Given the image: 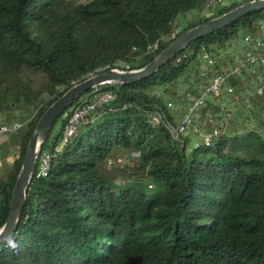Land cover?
Segmentation results:
<instances>
[{
  "label": "trees",
  "instance_id": "1",
  "mask_svg": "<svg viewBox=\"0 0 264 264\" xmlns=\"http://www.w3.org/2000/svg\"><path fill=\"white\" fill-rule=\"evenodd\" d=\"M209 1L0 0V117L37 111L7 133L22 130L10 174L0 175V230L43 113L75 84L109 70L142 69L184 32L252 0L177 30ZM248 35L264 36V9L194 41L137 82L101 85L79 97L42 144L20 222L10 241H0V264H264V116L254 113L261 122L254 129L215 134L212 126L204 134L210 144L189 148L187 134L176 139L171 132L181 113L167 109V102L186 106L188 93L199 97L222 71L228 47ZM244 75L242 81H260L264 68ZM240 79L230 80L234 94L221 100L236 95ZM262 87L239 100L246 114L264 104ZM102 94L111 99L68 136L72 113ZM220 99H208L200 112L210 119ZM214 108L224 121L234 119ZM162 112L167 120L156 126L153 117ZM132 153L138 163L124 169L142 179L116 184L103 165ZM43 156H49L44 175Z\"/></svg>",
  "mask_w": 264,
  "mask_h": 264
},
{
  "label": "water",
  "instance_id": "2",
  "mask_svg": "<svg viewBox=\"0 0 264 264\" xmlns=\"http://www.w3.org/2000/svg\"><path fill=\"white\" fill-rule=\"evenodd\" d=\"M261 9H264V0H252L246 2L220 17L214 18L207 23L184 32L146 67L132 71L109 70L95 74L83 82L75 84L58 98L43 113L33 130L27 146L26 156L13 190L10 214L6 224L0 230V241H10L20 222L25 206L27 188L32 180L38 155L44 140L61 114L70 108L79 97L101 85L137 82L142 78L157 72L160 67L194 41L228 26L231 22L237 20L243 15Z\"/></svg>",
  "mask_w": 264,
  "mask_h": 264
},
{
  "label": "rangeland",
  "instance_id": "3",
  "mask_svg": "<svg viewBox=\"0 0 264 264\" xmlns=\"http://www.w3.org/2000/svg\"><path fill=\"white\" fill-rule=\"evenodd\" d=\"M89 1L91 0H78L79 3H86ZM241 1L242 0H220V1L218 0V2L215 5L209 7L207 6L202 12L193 11L191 13H188L184 18H182V20L179 21V23H177V28H178L177 30L180 31L184 29V27L188 25L192 20L199 18H212L220 9L231 5L232 3H240ZM222 60H221L222 63L225 65H229L233 61L230 57H222ZM38 81L41 82L42 78L38 77ZM261 85L264 86V79H261L260 81H257L254 77L247 78L246 80L243 81L242 79H240L239 90L237 89L236 95L234 97H226L223 100L220 99L216 101L215 106L216 104H218L220 107H222V109L232 113L231 115L232 117L234 116V119L231 118L232 121L229 120L227 124L223 125L224 132H232L238 129L241 125L246 126V130H248L247 127L249 129L258 128L257 126H259L261 122L254 118V113L257 111L259 112V114H262V116H264V104L258 106L257 109H255L253 106V109L255 110L252 109L253 112L250 113L249 115L248 113L246 114V112H244V110H242L241 107L238 105H241L239 103V100L242 98L243 94H248L249 92L254 93L255 91L253 86L259 87ZM173 105L175 107V111L181 113V116H183L182 114L185 113L184 110L185 108H187V105L183 106L182 103L179 105L177 104V108L174 103ZM215 106L212 105L210 107V111L213 113V117H211L210 119L209 118L207 119V115L205 116V112L198 113L197 117L195 118L194 127H192L188 132V134L186 135V137L188 138L189 148H191L195 144L200 143L202 141L203 135L207 134V131H209L210 127L213 126L214 130L218 129V127L220 128L222 127L221 123L224 121L222 117L223 112L215 110L214 108ZM36 113H37L36 110L23 112V110L21 109H16L11 114L4 117H0V126H6L14 123H18L21 125L24 124L26 126L27 123L33 118V116ZM244 113L249 117L245 118ZM208 117H210V115ZM261 126L264 127V125L262 124ZM195 127L199 131L197 134L194 133L193 131L195 130ZM261 129L264 130L262 127ZM21 134H22V130L12 135L5 134L0 136V175L3 177H7L10 174L13 160L18 152V145L20 143ZM200 135H202V137ZM132 154L134 155L137 153H132ZM131 155L128 154L122 155V158L125 157L128 158V160L121 162L122 166L114 168V167H110L109 165L108 166L103 165L104 173L109 178L114 179L116 184H122L123 182H129V181H140L142 179L141 177H132L131 175L133 174V172H131L130 170H126L127 168L133 169L134 167H136L138 163V161L136 160L137 156H135L136 158H133ZM118 157L119 159H122L120 158L121 157L120 155ZM109 158L112 159L115 157L110 156Z\"/></svg>",
  "mask_w": 264,
  "mask_h": 264
},
{
  "label": "built area",
  "instance_id": "4",
  "mask_svg": "<svg viewBox=\"0 0 264 264\" xmlns=\"http://www.w3.org/2000/svg\"><path fill=\"white\" fill-rule=\"evenodd\" d=\"M217 2L218 0H210L208 7L215 5ZM157 47L158 46L156 45L153 49H156ZM227 54L233 60L232 63L229 65L223 64L222 71L209 78L208 83L201 89V95L199 97H194L191 93L187 94L186 111L177 127H172L171 130L176 139H180L182 135L188 134L190 129L194 127L195 118L200 112V109L206 105V101L208 99L215 100L224 97V95L232 96L234 94V87L231 85L230 81L232 78L238 77L242 79V77L245 76V73L249 76H253L257 74L261 68H264V36L253 37L248 35L242 40L232 43V45L228 47ZM207 65L213 68L215 60L210 58L207 61ZM263 91L264 87L260 88L259 92L262 93ZM110 99L111 97L108 94H102L94 104L75 110L71 115L70 122L67 127V135L70 136L80 122L86 121L89 111L101 102H106ZM247 102H249L248 99L246 100V103ZM246 106L249 107L248 105ZM167 109L169 111L175 109L172 102H167ZM224 112L226 117L230 116L229 111L224 110ZM166 120V114L163 112L162 114H158L153 117V123L156 126L162 124V122ZM228 121L229 120L226 119L224 121L225 124H227ZM21 127L22 125L18 123L11 126H2L0 127V136L15 132ZM221 129H223V125L221 128L218 127L214 133L219 134ZM193 131L196 134L199 132L196 127ZM211 141V135H204L202 137V142L204 144H210ZM131 156L133 158H136L135 156H137L138 158L139 154H132ZM48 159L49 156H43V164L41 165L40 171L42 175L46 172ZM125 160H128V158L125 157L118 160L110 159L108 160V165L114 168L119 167L122 166L121 162Z\"/></svg>",
  "mask_w": 264,
  "mask_h": 264
}]
</instances>
